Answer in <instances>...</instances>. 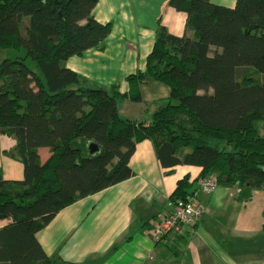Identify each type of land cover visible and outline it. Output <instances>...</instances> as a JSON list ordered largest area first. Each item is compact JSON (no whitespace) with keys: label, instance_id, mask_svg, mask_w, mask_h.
I'll return each instance as SVG.
<instances>
[{"label":"trees","instance_id":"trees-1","mask_svg":"<svg viewBox=\"0 0 264 264\" xmlns=\"http://www.w3.org/2000/svg\"><path fill=\"white\" fill-rule=\"evenodd\" d=\"M97 0H0V130L16 139L23 179L0 170V261L75 264L50 258L36 233L55 214L133 175L128 161L149 139L163 168L193 165L247 200L264 187V0H169L187 14L177 36L159 23L144 70L127 76L128 91L93 88L65 60L99 48L111 24L97 21ZM11 51L12 53H9ZM149 80L170 89L148 121L118 114L117 102L142 101ZM100 151L89 154L87 142ZM50 154L40 162L37 149ZM197 178V179H198ZM189 175L176 182L175 202L191 194Z\"/></svg>","mask_w":264,"mask_h":264},{"label":"crops","instance_id":"crops-1","mask_svg":"<svg viewBox=\"0 0 264 264\" xmlns=\"http://www.w3.org/2000/svg\"><path fill=\"white\" fill-rule=\"evenodd\" d=\"M235 1L211 0L227 7ZM92 14L101 23L109 22L110 32L99 48L72 55L64 64L93 88L115 85L120 93L128 91L127 76L144 70L159 23L171 34H192L187 14L171 7L169 0H97ZM139 90L142 101L118 100L121 117L148 121L170 94L169 87L156 80L141 83ZM37 152L40 162L50 154L48 147ZM128 165L131 177L77 199L37 231L50 258L75 264H264V246L254 255L252 249L245 252L236 245L243 244L238 239H246L244 234L251 230H264V197L260 199L264 187L254 189L247 200L237 199L234 186L201 190L196 184L198 166L163 168L149 139L136 143ZM0 170L4 179H23L16 139L7 129L0 130ZM186 174L202 214L182 235L155 243L149 229L159 213L171 210L170 195ZM10 222L0 219V229Z\"/></svg>","mask_w":264,"mask_h":264},{"label":"built area","instance_id":"built-area-1","mask_svg":"<svg viewBox=\"0 0 264 264\" xmlns=\"http://www.w3.org/2000/svg\"><path fill=\"white\" fill-rule=\"evenodd\" d=\"M201 190L211 191L217 186L213 176L199 178L196 181ZM202 208L197 198L189 194L185 199L176 200L170 211L159 213L149 229L155 243L164 242L168 236L182 235L187 227L193 226L200 218Z\"/></svg>","mask_w":264,"mask_h":264},{"label":"rangeland","instance_id":"rangeland-1","mask_svg":"<svg viewBox=\"0 0 264 264\" xmlns=\"http://www.w3.org/2000/svg\"><path fill=\"white\" fill-rule=\"evenodd\" d=\"M9 53H12V52L9 51ZM0 57H1V53H0ZM244 74L252 76V78L256 81H263L264 80L263 76L258 75L257 73L253 72V70H251V69H246ZM257 128L260 132H263L264 131V124L259 122L257 124ZM210 176L215 177V175H210ZM217 185H218V183H217ZM234 187H236V186H234ZM238 190H239V188H238ZM262 192H264V191H262ZM263 197H264V194L261 195L260 199H263ZM244 235L247 236L246 239H240V238L238 239L237 235L236 236L232 235V237H233V239H238L243 243V244L237 243L236 245L238 246V248H243V249L246 248V250L244 249L245 252H247L248 249H252V252H254L253 254L255 255L256 252H259L260 248H262V246H264V230L259 231V232L256 230H251L250 232H248ZM257 254H259V253H257Z\"/></svg>","mask_w":264,"mask_h":264},{"label":"water","instance_id":"water-1","mask_svg":"<svg viewBox=\"0 0 264 264\" xmlns=\"http://www.w3.org/2000/svg\"><path fill=\"white\" fill-rule=\"evenodd\" d=\"M87 148H88L89 154L91 155H94L100 151L99 145L93 140H89L87 142Z\"/></svg>","mask_w":264,"mask_h":264}]
</instances>
